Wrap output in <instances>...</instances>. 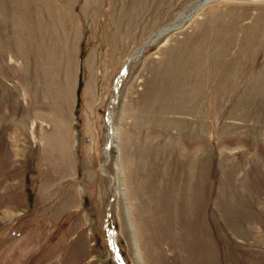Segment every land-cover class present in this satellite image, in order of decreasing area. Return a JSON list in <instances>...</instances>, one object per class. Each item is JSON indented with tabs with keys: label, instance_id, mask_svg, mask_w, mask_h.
<instances>
[{
	"label": "rangeland",
	"instance_id": "rangeland-1",
	"mask_svg": "<svg viewBox=\"0 0 264 264\" xmlns=\"http://www.w3.org/2000/svg\"><path fill=\"white\" fill-rule=\"evenodd\" d=\"M196 1L0 0V264H264V0L157 39L108 123Z\"/></svg>",
	"mask_w": 264,
	"mask_h": 264
},
{
	"label": "bare ground",
	"instance_id": "bare-ground-1",
	"mask_svg": "<svg viewBox=\"0 0 264 264\" xmlns=\"http://www.w3.org/2000/svg\"><path fill=\"white\" fill-rule=\"evenodd\" d=\"M213 1H223V0H198L194 3H192L177 19L176 21H174V23L171 26H166L161 28L160 30H158L156 33H154L152 35V37L149 40H153V42L151 44H153L157 39H159L160 37H162L163 35L169 33L170 31H174V29H179L181 28L182 25H184L186 23V21H189V19H191L199 10H201L203 7H205L208 3L213 2ZM154 38V39H153ZM148 42V41H146ZM143 47V46H142ZM142 47H139L134 53H133V57L137 56L141 53L142 51ZM130 57L133 58V57ZM130 59L128 61H126V63L124 64V68L127 66L128 62L130 61ZM120 82H122V78L120 79ZM110 125V122H108ZM110 127V126H109ZM109 128L108 129V144H107V148H106V156H109V152L107 153L108 149L113 147L116 142H117V138H118V132L117 130H113ZM107 156V157H108Z\"/></svg>",
	"mask_w": 264,
	"mask_h": 264
},
{
	"label": "water",
	"instance_id": "water-1",
	"mask_svg": "<svg viewBox=\"0 0 264 264\" xmlns=\"http://www.w3.org/2000/svg\"><path fill=\"white\" fill-rule=\"evenodd\" d=\"M168 26H170V25H168ZM153 39H154V38H153ZM152 42H153L152 39L149 40V41H148V42L142 47V51H141V53H140L139 55L134 56L133 58L130 59V61L128 62L127 66L122 70L120 76H119L118 79L116 80V82H115L114 96H113L112 101H111V104H110V106H109L108 122H109V118H110V116H111V114H112V108H113V106L115 105V103H116V99H117V97H118V90H119V87H120V84H121V82H120L121 77L124 78V77L127 75L128 70L130 69V66H131L134 62H136L137 60H139V59L143 56V54H144L145 51L149 48V46L151 45Z\"/></svg>",
	"mask_w": 264,
	"mask_h": 264
}]
</instances>
